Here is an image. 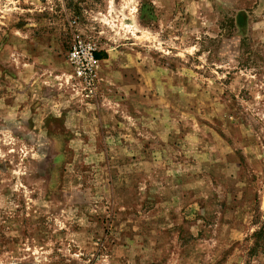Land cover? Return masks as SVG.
Segmentation results:
<instances>
[{"label":"rangeland","instance_id":"obj_1","mask_svg":"<svg viewBox=\"0 0 264 264\" xmlns=\"http://www.w3.org/2000/svg\"><path fill=\"white\" fill-rule=\"evenodd\" d=\"M7 229L0 264H264V0H0Z\"/></svg>","mask_w":264,"mask_h":264},{"label":"built area","instance_id":"obj_2","mask_svg":"<svg viewBox=\"0 0 264 264\" xmlns=\"http://www.w3.org/2000/svg\"><path fill=\"white\" fill-rule=\"evenodd\" d=\"M71 41L67 52L72 67L73 85L90 99L98 97L97 71L100 60L96 56V43L79 30V19H69Z\"/></svg>","mask_w":264,"mask_h":264},{"label":"crops","instance_id":"obj_3","mask_svg":"<svg viewBox=\"0 0 264 264\" xmlns=\"http://www.w3.org/2000/svg\"><path fill=\"white\" fill-rule=\"evenodd\" d=\"M97 53H98V55L99 56H97V58L100 60V62H106V61H108L109 60V56H110V53H109V51L108 50H106V49H99L98 51H97ZM29 61V60H28ZM11 71V73L13 72L12 70H10ZM33 115H34V113H33ZM36 115V114H35ZM50 116V115H49ZM47 121V120H46ZM54 139H55V136H54ZM58 139H59V137H58ZM261 156V155H260ZM250 159H251V162H253L255 159H254V157L251 155V157H250ZM8 230V229H7ZM6 235H7V237H8V239H5V243H8V244H4V245H2L1 243H0V247L1 246H3L4 247V249H2L1 251H3V250H8V251H10L12 248H13V242H12V234H11V231L10 230H8V231H6Z\"/></svg>","mask_w":264,"mask_h":264},{"label":"trees","instance_id":"obj_4","mask_svg":"<svg viewBox=\"0 0 264 264\" xmlns=\"http://www.w3.org/2000/svg\"><path fill=\"white\" fill-rule=\"evenodd\" d=\"M96 56H99L97 52H96Z\"/></svg>","mask_w":264,"mask_h":264}]
</instances>
